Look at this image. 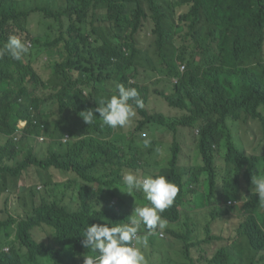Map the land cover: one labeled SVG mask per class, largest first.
<instances>
[{
	"label": "trees",
	"instance_id": "obj_1",
	"mask_svg": "<svg viewBox=\"0 0 264 264\" xmlns=\"http://www.w3.org/2000/svg\"><path fill=\"white\" fill-rule=\"evenodd\" d=\"M145 20L152 24L157 65L167 76L178 78L174 93L165 96L169 106L179 108L177 116L142 112L143 119L135 116L129 129L117 134L101 126L99 113L88 125L78 113L95 109L105 99L99 89L104 80L126 81L139 74L134 33ZM11 35L32 46L27 45L21 61L0 58V133L5 135L0 143V192L14 191L32 162L72 177L44 182L39 203L0 219V264H79L83 253L92 252L82 245L88 225L128 221L112 206L104 208L115 200L123 204L127 193L122 192L121 177L126 170L160 173L176 181L180 205L188 192L197 193L195 184L207 187L214 218L237 208L245 214L238 234L254 251L264 250V204L253 194L245 198L239 189L243 180L241 186L248 192L249 173L264 168V0H0V48ZM53 51L61 59L49 61L51 78L47 84L39 82L33 67L37 55ZM178 61L185 64L183 72ZM29 83L49 92L37 97ZM249 118L258 120L262 135L254 154L238 136V120L247 123ZM34 119L51 128V141L61 142L66 134L79 138L64 148L65 156L28 150L18 159V144L34 133ZM19 121H26L22 131L27 129L16 143L11 135ZM150 123L172 133L168 148L154 137H147L151 143L145 147L142 133ZM179 126L196 131L202 157L197 169L177 164ZM244 132L257 135L254 129ZM71 148H79L73 162H59L70 156ZM222 148L220 173L214 159ZM182 174L188 175L186 184ZM37 192L36 187L29 189L31 197ZM133 196L139 205L148 203L140 191ZM238 200V206L227 207V202ZM169 219L166 239L180 238L185 260L199 263L202 257L192 260L188 255L190 229L176 231L177 210ZM35 227L48 231L38 240ZM52 232L57 236L51 243ZM157 238L164 240L157 234L147 236L150 258L162 249ZM210 260L223 264L222 251Z\"/></svg>",
	"mask_w": 264,
	"mask_h": 264
},
{
	"label": "clouds",
	"instance_id": "obj_2",
	"mask_svg": "<svg viewBox=\"0 0 264 264\" xmlns=\"http://www.w3.org/2000/svg\"><path fill=\"white\" fill-rule=\"evenodd\" d=\"M137 32L138 30L134 33V40L135 47L138 50L136 60L140 61V65L138 66L139 74L128 78L126 81L116 82L111 79L104 80L99 86V89L102 93V98L105 99H101L98 107L95 109H89L79 113L84 122L88 125H91L96 118L94 113H99V117L102 119L101 126H108L111 129L128 126L135 116L136 118L139 117V114L141 115L140 118L143 119L142 112H145L147 115L155 114V112H149L145 105V93L149 86V81H156L160 77H163L171 83L172 91L170 93L160 89H154V93L161 96L165 101H167L165 98L166 95H172L174 93V86L178 78L176 76H167L157 65L158 58L154 47H152L153 55H149L148 52L143 51L137 45ZM27 45L20 37L11 35L3 44V47L0 48V58L11 57L16 61H21L28 51ZM63 58L62 54V59ZM178 69L180 72H183L185 70V64L178 61ZM35 72L39 82L47 84L51 78L49 76L48 79L43 80L36 70ZM111 84L112 87L110 88ZM30 110L34 113L32 107H30ZM24 122L25 121L18 122L15 129L16 132L22 131ZM142 137L145 147L149 146L151 141L147 138V133H142ZM195 146L200 157V163L188 165L191 169H197L202 165V157L198 150L197 138H195ZM177 149H179V146H177ZM158 151L160 150L158 149ZM224 153L225 150L222 148L219 153L216 154V157L219 156L222 160ZM162 154L163 153H161V155ZM121 179L124 185V190H121L122 192L132 195L135 191H140L144 194V199L148 201V203L142 205L135 204L132 214L128 218L124 217L128 220L126 223L88 225L83 232L84 239L82 245L86 249H91L92 252L83 253L79 264H147L143 251V248H145L148 243L147 236L157 234L158 237L166 238V234L163 230L166 229L170 223L169 215H171L174 210L178 212V219L175 223L181 225V228L178 229L177 232L185 233L186 229L189 228L190 232L187 235V242L192 244L191 238L194 227L192 226L193 222L187 214L188 202H194L198 208H207L206 214L210 219H215L212 214L213 208L212 203L209 201V189L207 187H203L202 190H199L195 184L194 188L197 190V193L193 194L188 192L184 205H180L178 204L181 195L179 183L164 174L156 173L155 175L147 174L139 176L135 172L128 170L122 173ZM187 181L188 175L182 174L181 182L186 184ZM246 188L249 194L258 197L262 204H264V168L261 173H249ZM239 189L240 191L242 190L241 192L246 198L248 194L244 192L245 190L241 185ZM189 196H191L192 199H189ZM238 203H242V200L227 202V205H230L227 207H235ZM178 206H181L182 210H179L177 208ZM228 213L221 214L219 217H224ZM241 215L242 220L237 227V236L241 238L245 247L250 251V260L258 253H261V257L264 258V250L254 251L248 245L246 239L238 234L239 226L245 219V214L243 212H241ZM182 216H184L183 222H181ZM204 233L206 240L218 238L210 234L209 225L204 227ZM174 240L181 242V239L177 237ZM218 250H221L223 253V264H228V253L223 247L217 248L212 256L206 257L211 259Z\"/></svg>",
	"mask_w": 264,
	"mask_h": 264
},
{
	"label": "rangeland",
	"instance_id": "obj_3",
	"mask_svg": "<svg viewBox=\"0 0 264 264\" xmlns=\"http://www.w3.org/2000/svg\"><path fill=\"white\" fill-rule=\"evenodd\" d=\"M58 3H61L63 0H56ZM184 10V8H182ZM152 24L149 20H145L142 23L141 28L136 34L137 45L143 50L148 52L149 55H153L152 52V34H151ZM31 43V42H30ZM61 56L57 52H42L37 55V62L33 65L35 70L39 73L40 77L43 80L49 78L51 73V68L49 66V61L59 60ZM149 86L146 89V100L145 105L149 112H161L167 116H177L176 112H179V108L169 106L167 102L159 95L154 93V89H160L167 93L172 91L171 83L160 77L156 81H149ZM29 89L33 92V94L37 97H44L49 90L43 89L41 86L34 87L30 83L28 84ZM112 87V84L110 88ZM80 113V112H79ZM78 113V115H79ZM80 116V115H79ZM141 117L139 114L138 119ZM57 115L53 117L56 119ZM242 120V119H241ZM241 120H238L237 127L239 129V138L242 140L244 145L246 146L249 153H257L259 151L260 141L262 139V135L259 133L260 124L258 120H253L251 118L248 119L247 123H242ZM231 120H227V123ZM26 126V121L24 122V127ZM34 133L29 136V140H24L19 143V150L17 158L21 159L27 151L36 152L38 150L39 154L42 155H64V148L66 146H70L69 142L79 138L77 135H69L66 134L65 137L61 140V142L51 141L48 137L51 128H48L43 123H37L36 120H33ZM259 126V127H258ZM126 130L129 129L127 126L123 127ZM25 128L24 130H26ZM254 129L257 132V135H245V130ZM23 130V131H24ZM121 128L113 129V134H117ZM12 132L11 135L14 142H18L22 132ZM147 133V137H154L159 142L163 144V146H169L172 139V133L166 128L156 125L154 123H150V127L148 130H145ZM118 136V135H113ZM195 137L196 131L193 128L182 127L179 126L176 133V138L179 143V153L177 158V164L179 166H188L200 163V157L197 153V149L195 146ZM5 139V135L0 133V143H2ZM79 148L72 149L70 156H66L64 159H59V162L62 163H72L73 156L78 154ZM156 150H154L153 155ZM161 153H164L161 150ZM161 155V154H160ZM170 156V152L168 151L167 157ZM147 157V156H146ZM164 160V159H163ZM162 163H165L164 161ZM216 164L219 172L222 170V160L218 156L216 158ZM128 171V170H126ZM135 172L139 176L147 175L141 172L140 170H131ZM72 177V173H62L55 168H49L48 170L40 169L33 162L30 163V166L21 173L20 177L17 180V187L12 192H0V219L6 218L8 214L13 216H18V214H22L25 211L31 209L32 203H39L41 197L40 193L43 191V183L47 181H65L66 179ZM24 187L23 190L20 188ZM32 187H36L37 193L34 197H31L29 193V189ZM202 185H198V189L202 190ZM246 194L248 192L244 191ZM192 199L191 196L188 197ZM77 204V203H76ZM136 205H139L140 202H137L134 198L133 194L124 195V202L120 204L117 200H115L111 205H105L104 208H108L109 206L113 207L114 212L122 213L124 217H129L133 209ZM236 204V206H238ZM187 214L191 221L193 222L194 232L191 238L192 245L190 250L188 251L189 257L192 260L200 259L197 264H218L214 262H210L211 260L207 257H210L214 254L217 248H225L228 253V264H264V258L261 257V253H258L253 256V259L250 260L251 253L245 247L241 238L237 236V227L239 222L242 220V215L240 210L237 208L230 209L229 213L224 217H217L215 219H210V217L206 214L207 208H198L194 202H188L187 204ZM179 210H182L181 206L177 207ZM219 208H222L219 206ZM163 218V216H162ZM184 221V216L181 218V222ZM209 225L210 234L216 236L218 238H212L210 240H206L204 227ZM170 227L168 224L167 228ZM181 228V225L176 223V231ZM43 227H35L33 234L36 239H41L48 231V227L46 231H43ZM165 233V229L163 230ZM53 232L50 235L51 243L55 240ZM164 236V234H163ZM156 243H160L162 249L158 252L156 258L153 256L150 258L149 250L150 247L147 244L145 248H143L144 255L147 260V264L152 260L154 264H189V261H186L184 258V252L181 248L182 244L185 242H177L174 239L167 240L164 238L163 241L160 239H156ZM70 244V242H69ZM55 245V244H54ZM8 247H4V250H7ZM207 256V257H206Z\"/></svg>",
	"mask_w": 264,
	"mask_h": 264
},
{
	"label": "crops",
	"instance_id": "obj_4",
	"mask_svg": "<svg viewBox=\"0 0 264 264\" xmlns=\"http://www.w3.org/2000/svg\"><path fill=\"white\" fill-rule=\"evenodd\" d=\"M263 51H264V49H263ZM216 156H215V159H214V162H216ZM244 183V181L243 180H241V183H240V185H242Z\"/></svg>",
	"mask_w": 264,
	"mask_h": 264
},
{
	"label": "built area",
	"instance_id": "obj_5",
	"mask_svg": "<svg viewBox=\"0 0 264 264\" xmlns=\"http://www.w3.org/2000/svg\"><path fill=\"white\" fill-rule=\"evenodd\" d=\"M29 46H31V43H27Z\"/></svg>",
	"mask_w": 264,
	"mask_h": 264
}]
</instances>
